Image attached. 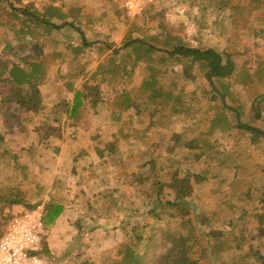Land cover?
Segmentation results:
<instances>
[{
    "label": "trees",
    "instance_id": "trees-1",
    "mask_svg": "<svg viewBox=\"0 0 264 264\" xmlns=\"http://www.w3.org/2000/svg\"><path fill=\"white\" fill-rule=\"evenodd\" d=\"M3 1L7 0H0V15H9L7 18L16 21L17 25H22L21 27L23 24H33V35L26 33L23 36L18 32V29L13 33L9 24L11 28L5 21H0L4 25V31L0 36V171L4 172L6 168H14L19 170L20 176H22L16 177L15 183L0 181V236L3 233L6 219L11 215L7 208L12 204H23L25 208L34 206L41 201L46 187L41 182L33 184V187L30 185L26 173L28 166L19 161L18 155L8 151L4 143V136L16 131H26L30 127L35 135L33 152L41 147L44 151L50 150L57 153L59 147H50V140L53 138L62 139L65 131H68L70 138L74 137L77 128L82 127L77 122L81 110L91 111V109L95 110L108 104L112 95L108 88L104 89L103 84L108 81L109 77H113L111 72L95 69L89 79L83 78L80 81L71 97H60L51 104H45L41 86L46 83L49 70L48 67H45L46 63L43 59L45 42L41 38L43 29L39 25L46 21H41L40 18L33 15L34 2L27 5H18V3L14 5L11 2L4 3ZM196 1L199 17L195 22L200 28L207 26L204 23L213 13L227 11L231 17L232 25L236 26L254 18L259 28L253 29L254 34L258 36L264 30V0H248L245 4L243 0ZM246 4H249L250 7L248 8ZM115 6L116 13L119 15V5L115 4ZM75 9L76 17L80 16L79 19L83 24L86 11L82 12L79 5H76ZM147 10L148 7L139 15L143 21L142 25L138 26L140 29L130 28L123 36L121 45L116 46L112 41L109 50L116 55L129 53V51L165 53L171 59V63L174 66L177 65V67L172 65V70L169 72L177 70L181 74V78L175 80L173 76L167 74V83L159 85L158 82H162L163 74L168 73L164 70L160 71L163 73L162 77L160 76L158 82L153 84L154 88L158 90L155 95L154 90L156 89L145 92L143 88H139L141 91L139 99H142L134 101V105L146 103L149 107L138 106L139 111L145 110L146 116H148L143 131L138 132L141 133L138 138L147 140L148 127L162 128L168 123L169 118L175 115L190 121H197V118L202 121L201 119L207 118L210 113L213 119L211 131L213 129V131H219L221 121H215L217 117L215 113L219 108H223L225 118L228 119L225 113L226 109L232 110L233 116L236 115V122L230 125L229 129L232 127L243 128L255 142L258 140L264 142V129L250 124L249 119L242 118L243 104L236 105L228 103L226 100L228 92L231 91L233 76L239 74L235 57L236 51L223 49L222 52H219L213 47L195 46L186 38L171 34L166 22L161 18L156 19L157 15L146 17ZM163 11L164 9H161L157 14L161 15ZM126 17L122 19L119 16L122 22L128 20ZM42 20L44 19L42 18ZM150 20L155 23L152 24L154 31L149 33L143 24ZM88 21V25L91 27V16ZM114 27H116V23ZM84 33L85 31L82 32L83 36ZM134 33L136 35H133ZM18 63L29 65L26 68L27 77L22 81H16L10 70L12 65ZM178 65L181 66L180 70H178ZM200 72L201 77H197ZM80 76L82 73L77 74L76 78ZM188 84L193 85L192 89L188 87ZM204 86H208L209 89H202ZM188 92H192L193 97L188 96ZM219 98L222 100L221 103L218 102ZM259 98L264 100V93H256L251 99V104L255 106ZM123 103L122 99L120 107ZM136 110L138 111V109ZM258 112L259 110H256L254 114H259ZM125 115L122 108L110 111V121L118 128L116 132L118 135L113 133L112 142L101 148L106 151L104 153L106 158L102 157L103 151L97 145L91 146V149L79 145L81 148L73 151L70 155V171L72 175L80 176L82 180L89 178L86 171L92 169L94 173V169L97 168L95 159L98 157L104 165L109 162L107 166L100 167L97 171L102 173L103 177L105 176L103 181L108 174L116 175L118 182H120L122 174L125 177H132V193L120 194L119 192V196H117L113 194V189L106 188L96 192L92 191L89 194L80 190L81 193L77 195L78 199H82L81 209L83 212L75 221L79 230L82 228V223H85L88 218L90 224H94L97 219L104 216L108 218L110 216L108 201L110 203L125 201L131 210L136 213L141 212L139 218L128 219L120 225L123 239L117 256L104 260L102 264H216V262L217 264H228L221 259L225 252L233 251L234 257L240 256L239 253L242 251V257L257 255L258 253L251 244L256 237H264V223L261 222L262 219L264 222V179L262 184L255 188L256 200L250 197L251 189L249 187L243 191L246 202L254 204L253 210L261 207L260 211L256 210L252 213L253 211H249L245 207L242 208L239 216L228 220L232 224L236 222L234 230H226L225 223L222 222L219 227H212L210 225L211 217L207 214L197 213L194 201L191 198L188 199L193 184L198 186L209 179L207 158L200 162L202 167L198 171L189 166L182 168L184 159L189 161L198 155L207 157L211 150V132L210 134L203 133L204 131L197 133L195 127L184 128L182 131L174 133V138L169 146L171 151L168 150L169 154L162 160L163 155L160 152V143L157 139L161 137V134L156 133L155 130V138L146 142L145 147L140 149L137 154L138 160L131 167H126L124 161L126 155H123L122 150L119 149L120 139L118 136L120 135L123 140L132 134L135 136L138 134L137 132L131 134L128 124L131 118L125 119ZM176 149H181L184 156H175V153L172 152ZM261 169L264 173V167ZM90 172L92 173V171ZM162 172L166 174L164 178ZM80 181L81 179L75 180L71 186L69 183L67 184L66 180L55 177L52 186L72 191L81 186ZM105 187L107 186L105 185ZM225 203V201L220 202L221 205ZM64 204V200H60L56 196L46 201L43 218L46 229L53 226L63 210ZM138 204L144 206L141 211L138 209ZM178 219L183 224V231L174 230L171 232V228L162 225L163 221ZM203 225L208 228L202 229ZM94 227L95 225L89 226V228ZM43 251L48 253L46 243L43 245ZM74 258H78V254ZM80 264L94 263L91 259H83ZM229 264H239V262L234 261ZM259 264H264V255L259 260Z\"/></svg>",
    "mask_w": 264,
    "mask_h": 264
},
{
    "label": "rangeland",
    "instance_id": "rangeland-1",
    "mask_svg": "<svg viewBox=\"0 0 264 264\" xmlns=\"http://www.w3.org/2000/svg\"><path fill=\"white\" fill-rule=\"evenodd\" d=\"M126 1H3L4 3L11 2L14 5L15 3L27 5L34 2L33 7L35 9L33 15H36L41 21H46L40 25L38 24L43 29L41 31V38L45 42L43 48L45 55L43 59L46 63L45 67H48L49 70L48 79L41 86L44 92L43 100L45 104H51L60 97H71L72 92L79 86L80 81L83 78L89 79L95 69L111 72L113 76L112 78H108V83L104 82L103 84L104 89L108 88L109 93L112 95L110 102L95 110H81L78 114L77 122L82 127L77 128L74 137L70 138L68 131H65L62 139L53 138L50 140V147H59L57 153H53L50 150L44 151L41 147H38L36 152H33L35 135L30 127L26 131H16L5 135L4 143L6 144V148L11 154L18 155L21 163H26L28 166L26 171L27 180L32 187L33 181L50 184L55 177L66 180L67 184L69 183L71 186L75 180L81 179V186L74 188L70 194L71 196L77 197L81 193L80 190L85 194H89L92 191L96 192L106 188L109 190L113 189V194L119 196V192L120 194L132 193V177H125L122 174L120 182H118L115 177L116 175L108 174L103 181L105 176L103 177V174L97 171L98 168L107 166L109 162H106L104 165L101 162L102 160L96 157L95 165L97 168L94 169V173L92 169L85 172L89 177L88 180H82L80 176L72 175L69 167L71 153L81 148L80 146L91 149V146L97 145L101 149L105 144L108 145L112 142V135L113 133L116 134L118 128L110 121L111 110L122 108L126 114L125 119L131 118L128 123L131 134L132 132H137L138 134L137 136L132 134V136L123 140L120 135L118 136L120 139L118 142L119 149L122 150L123 155H126L124 159L126 167H131L138 160L137 154L140 149L145 147L146 142L155 138V130L157 131L156 133L161 134V137L157 139L160 143V152L163 155L162 160L169 154L168 150L171 151L169 146L174 138V133H178L184 128L190 129L195 127V132L197 133L204 131L203 133L210 134L211 132V150H209L210 153L207 154V157L198 155L189 161L183 158L182 168L189 166L196 171L202 167L200 162L204 158L208 160L209 179L198 186L193 184L188 199L191 198L194 201L197 213L207 214L211 217L210 225L212 227H219L220 224L225 223L224 227L226 230H234L236 222L232 224L228 220L239 216L242 208L245 207V209L253 211L252 213L261 209L259 206L260 209L256 208L253 210L254 204L249 201L246 202L243 191L249 187L251 189L250 197L255 198V188L263 182L264 173L261 168L264 167V142L260 140L255 142L252 136H249L248 132L243 128L230 127L231 129H229V126L236 122V115L233 116L232 110L226 109L225 113L228 120L225 118L223 108H219L215 113L217 116L215 121H221L219 131H213L214 129L211 131L213 119L210 113L207 118L201 119L202 121H199L200 119L198 118L197 121H190L175 115L171 116L168 123L162 128L148 127L147 140L145 138H138L141 136V133L138 132L143 131V127L148 121L146 111L140 112L138 106L141 108L149 107L146 103L134 105V101L142 99H139V96H141L139 88H143L145 92L150 89H156L154 90L155 95L158 90L154 88L153 84L155 85L160 76L162 77L163 73H160V71L166 70L168 73L165 72L163 74L162 82H158L159 85L164 84V82L167 83V74L168 76H173L175 80H179L181 74L177 70L176 72H169L172 70L173 63H171V59L165 53L155 54L156 52L129 51V53L116 55L109 50V46L112 41L116 46L121 45L123 36L130 28L140 29L138 26H141L143 21H141L142 18L139 15L148 7L146 17L148 15H157L156 19L161 18L166 22L171 34L180 35L193 45L213 47L219 52H222L223 49L236 51L235 57L237 59L239 74L233 76L231 91L228 92L226 100L228 103L236 105L242 103V118L249 119L248 122L250 124L264 129V100H260L259 98L255 106L251 104V99L256 93H264V30L258 36L254 34L253 29H259L258 23L254 18L247 22H241L236 26L232 25L231 17L227 11L213 13L204 23L207 26L200 28L195 22L196 18L199 17L196 0H150L145 4L141 12L134 16L127 14L125 9ZM243 1L245 4L248 0ZM115 4L119 5V15L116 13ZM76 5L81 7L82 12L86 11L83 17L85 20L83 24H81L79 19L80 16L76 17ZM246 5L248 8L250 7L249 4ZM161 9H164V11L161 15H158L157 13ZM2 16L0 15V21L2 22L3 20L7 25L9 24L12 27L11 31L13 33L18 29V32L23 36L26 33L31 34V36L33 35V24H23V27H21L22 25H17L16 21L7 18L9 15L3 14ZM90 16L92 18L91 27L88 25V18ZM119 16L122 19L127 16L128 20L122 22ZM20 18L22 17L20 16ZM1 22L0 36L4 31V25ZM115 23L116 27H114ZM131 23L135 25L132 26ZM153 23L155 22L150 20L143 24L149 33L154 31ZM84 31L83 36L82 32ZM133 35H136V33ZM224 58L223 61H225ZM12 66L10 70L15 80H25L24 78L27 77L26 68L29 65L18 63ZM174 67H177V65ZM180 68L181 66L178 65V70ZM80 73H82V76L76 78L77 74ZM198 75L197 77H201V72ZM192 86V84H188L190 89H192ZM202 89L208 90L209 87L204 86ZM189 95L192 96V92H188ZM122 99L124 103L120 107ZM191 100L193 99L191 98ZM221 101V98H219L218 102L221 103ZM256 110H259V114H254ZM101 150L103 151L104 149ZM105 152H102V157L106 158ZM182 152L181 149H176L172 153H175V156L183 157L184 154ZM162 175L164 178L166 176L165 172H162ZM16 177L22 176H20L19 170L17 171L14 168H6L4 172L0 171V181L15 183L17 181ZM44 192L42 199L45 196ZM81 201L82 199H78L77 201L80 215L83 213ZM221 201H225L226 203L221 205ZM107 204L110 206V210H108L110 216L108 218L105 216L99 218L94 224H90L88 218L85 223H82L80 230L74 223L77 213L75 212L72 215L73 212L70 211L68 215L71 218H67L68 220H66L67 222L70 221L69 223L66 222L62 226H57L59 231H47L42 241V247L45 242L48 247V253L44 252L43 248L42 253L49 260L51 259V261L64 255L61 257L63 259L60 264H80L83 259H91L94 264H102L104 260L116 257L123 239L120 225L128 219L139 218L141 212L136 213L131 210L129 204L125 201L122 203L120 201L118 203H110L108 201ZM139 204L138 209L141 211L144 206ZM25 209V206L19 205L18 208L11 209L8 213L14 215ZM261 222L264 223L263 219ZM92 225H95V227L89 228ZM162 225L171 228V232L174 230H184L180 219L166 220L162 222ZM201 228L207 229L208 227L203 225ZM246 245L248 246L249 244ZM251 245H253V249L258 253L254 257H242L243 251L239 253L240 256L234 257L233 251H230L225 252L221 259L228 264L234 261L239 262V264H259V260L264 255V237H256ZM76 254H78V258H74ZM232 257L234 258L231 259Z\"/></svg>",
    "mask_w": 264,
    "mask_h": 264
},
{
    "label": "built area",
    "instance_id": "built-area-1",
    "mask_svg": "<svg viewBox=\"0 0 264 264\" xmlns=\"http://www.w3.org/2000/svg\"><path fill=\"white\" fill-rule=\"evenodd\" d=\"M150 0H127L129 16L141 12ZM45 204L39 202L6 221L0 236V264H50L42 253V241L47 233L43 218Z\"/></svg>",
    "mask_w": 264,
    "mask_h": 264
},
{
    "label": "crops",
    "instance_id": "crops-1",
    "mask_svg": "<svg viewBox=\"0 0 264 264\" xmlns=\"http://www.w3.org/2000/svg\"><path fill=\"white\" fill-rule=\"evenodd\" d=\"M54 179L52 180V182L50 184L42 183L46 187H45V192L43 191L45 193L44 199H42L43 197H41V201H43V203L45 204L46 201H48L49 199L54 198L56 196V197H58V199L60 198V200H62V199L64 200V203H65L64 205L65 206H64L63 210L60 212V214L58 215V217H57L55 223L53 224V226H51L50 228H48L46 230L48 232H53V230L59 231L58 227L62 226L63 224H65L67 222L66 220H68L67 218H69V219L71 218V217H69L70 215H68L70 211L73 212L72 215H74L75 212L77 213L75 215V218H76L75 221H77L79 216H80L79 205L77 204L78 198L76 196H71L70 195L71 192H72L71 190L68 191V190H64L62 188H53L52 185H53ZM37 182L38 181H35V182L33 181V184H36ZM19 205L24 207L23 204H12L9 208H7V210L9 211L11 209H16V208L19 207ZM75 221H74V223H75ZM69 222H67V223H69ZM62 256H64V255H62ZM61 257H57L56 259L54 258V260H52V261H51V259L50 260L48 259L49 263L50 264H60V263H62V259H63V258L61 259Z\"/></svg>",
    "mask_w": 264,
    "mask_h": 264
}]
</instances>
